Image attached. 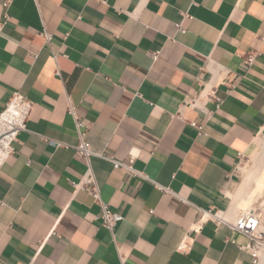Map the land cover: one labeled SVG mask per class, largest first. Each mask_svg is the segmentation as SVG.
Segmentation results:
<instances>
[{"label": "crops", "instance_id": "crops-1", "mask_svg": "<svg viewBox=\"0 0 264 264\" xmlns=\"http://www.w3.org/2000/svg\"><path fill=\"white\" fill-rule=\"evenodd\" d=\"M0 24V112L17 90L33 102L0 167V264H120L116 247L127 264H253L227 226L191 228L230 208L238 153L264 133V0H0ZM211 84L219 108L183 106ZM69 104L93 150L148 177L89 158L112 235L74 186Z\"/></svg>", "mask_w": 264, "mask_h": 264}, {"label": "built area", "instance_id": "built-area-1", "mask_svg": "<svg viewBox=\"0 0 264 264\" xmlns=\"http://www.w3.org/2000/svg\"><path fill=\"white\" fill-rule=\"evenodd\" d=\"M8 1L3 5L7 6ZM183 17L186 15L182 13ZM177 31H183L181 27V22L175 24ZM2 29V24H0V32ZM50 35L44 33V38L46 42H49ZM33 59L37 57V54L32 55ZM152 60L156 61L158 59V52L151 54ZM253 59V54H248L245 58L244 65H249ZM207 100H214L215 107L219 108L221 100L215 96V86L210 85L206 92H200L196 95L187 96L186 100L183 101V106L197 108L199 110H204V104ZM33 102L27 99L20 91H14L7 101L4 109L0 112V167L4 164L9 155L14 151L13 142L17 139L20 132L24 131L26 128V122L32 112ZM67 114H69L75 123V129L79 142L73 146L75 155L85 158L88 167L84 173L83 179L80 183L74 184L75 188H80L86 193L91 195L100 205L101 213L97 217L99 219L101 226L106 228V230L112 235L114 227L122 220V216L114 211H112L109 206L104 203L100 198L99 188L97 186L95 177L89 166V158L91 156H96L112 163L114 168H125L127 171L138 175L144 179L148 177L142 172L134 170L130 165H127L124 161H118L111 156L105 155L103 152H97L93 150L89 144L86 143L84 136L85 130L83 129L84 124L78 118L75 107L69 104L67 108ZM189 124L196 128L202 133V124L195 121H190ZM244 155L243 152L238 153V161ZM161 190L163 188L159 187ZM150 214L153 213L152 210L149 211ZM207 215V216H206ZM204 216L207 218H213L217 224H222L227 226L232 233L241 235L245 238V242L238 244L240 250L247 252L251 258L253 264H259L260 262V250L264 247V242L262 239V232L260 230V215L257 210H243L234 221L229 222L223 219L219 213L209 214L204 213L195 225L191 228L193 232H198L201 228V224L204 220ZM192 241L186 237L179 246V250L182 252H188L190 250ZM117 253L119 257L120 264H127L124 255L119 251L118 247Z\"/></svg>", "mask_w": 264, "mask_h": 264}, {"label": "bare ground", "instance_id": "bare-ground-1", "mask_svg": "<svg viewBox=\"0 0 264 264\" xmlns=\"http://www.w3.org/2000/svg\"><path fill=\"white\" fill-rule=\"evenodd\" d=\"M261 160L264 161V156H262ZM257 173L258 169L246 172L242 185L235 194L231 195L230 208L224 213H219L223 219L232 222L238 216L239 212L247 209L254 210L253 203L257 201L264 192V184L262 182L264 176L262 175L259 177ZM259 255V264H264V247L260 250Z\"/></svg>", "mask_w": 264, "mask_h": 264}, {"label": "rangeland", "instance_id": "rangeland-1", "mask_svg": "<svg viewBox=\"0 0 264 264\" xmlns=\"http://www.w3.org/2000/svg\"><path fill=\"white\" fill-rule=\"evenodd\" d=\"M262 156H264V133L260 134L254 139L248 151L245 152L242 158L237 162L236 171L240 178L239 187L242 185L245 179V174L249 170L258 169L257 175L259 177H261L262 175L264 176V161L261 160ZM262 182L264 184V180ZM253 208L254 210H257L260 215V230L262 232V239L264 242V192L263 195L253 203Z\"/></svg>", "mask_w": 264, "mask_h": 264}]
</instances>
